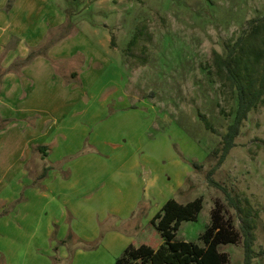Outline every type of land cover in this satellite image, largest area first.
Returning <instances> with one entry per match:
<instances>
[{"label":"rangeland","instance_id":"obj_1","mask_svg":"<svg viewBox=\"0 0 264 264\" xmlns=\"http://www.w3.org/2000/svg\"><path fill=\"white\" fill-rule=\"evenodd\" d=\"M25 14L26 31L12 34L0 51V149L13 151L17 138L54 144L67 138L74 153H62V139L60 157L53 147L42 159L33 145L25 180L39 184L33 178L46 163L53 167L47 183L63 179L77 190L68 192L70 203L56 205L53 222L45 201L62 198L61 183L45 195L21 191L7 211L0 199V264H114L128 245L163 242L154 215L167 199L186 203L196 196L202 208L181 222L176 237L204 244L201 233L218 205L238 234L218 244L228 255L223 264H244L246 211L250 264H264V98L218 163L237 93L214 63L215 52L226 55L251 29L250 18L264 15V0H26ZM3 25V34L14 31ZM34 36L28 53L62 42L49 58L54 78L51 69L33 71L30 79L22 71L37 54L28 63H19L26 52L2 65L17 41ZM256 44L263 45L259 37ZM5 69L18 75L5 78ZM253 70L258 85L264 68ZM31 102L43 108L26 110ZM64 159L78 160V174L57 168Z\"/></svg>","mask_w":264,"mask_h":264},{"label":"trees","instance_id":"obj_2","mask_svg":"<svg viewBox=\"0 0 264 264\" xmlns=\"http://www.w3.org/2000/svg\"><path fill=\"white\" fill-rule=\"evenodd\" d=\"M252 25L248 32L240 34L235 42L231 44L226 55L222 56L215 52L214 63L218 70L225 76L229 83L236 89L237 106L232 121L228 124L223 134V145L219 154L218 163L222 162L230 148L233 146L234 138L239 132L240 124L246 117L251 107L255 106L260 99H263L264 72H261L256 84V75L253 69L260 64L264 68V31L258 34V29L264 30V15L249 19ZM260 38L262 46L256 44ZM39 51H30L20 62H27ZM252 54L253 59L250 58ZM207 124V122L205 121ZM41 147V146H39ZM46 152H44L45 155ZM44 171L40 176L44 175ZM211 171V170H210ZM210 181L213 182L212 178ZM228 200L241 210L237 198L226 192ZM202 208V197L196 196L186 203H181L173 198L166 200L162 210L154 215L157 219V227L164 240L157 246L142 242L137 246H126L122 254L118 256L114 264H223L228 260L225 251L218 249L219 243L234 242L238 234L231 222L223 219L220 208L216 205L211 212V221L201 233L204 244H198L191 240L176 237V231L184 219L194 220ZM241 230L244 235V264H250L252 237V222L248 212L241 215ZM63 241L67 240L63 238Z\"/></svg>","mask_w":264,"mask_h":264},{"label":"crops","instance_id":"obj_3","mask_svg":"<svg viewBox=\"0 0 264 264\" xmlns=\"http://www.w3.org/2000/svg\"><path fill=\"white\" fill-rule=\"evenodd\" d=\"M8 0H0V25L2 24V22H5V25L1 26V28L5 29L6 28V24L11 23L12 24V29L14 30L13 32H9L6 35L3 34L0 31V51L1 49L4 47L3 44L7 42L8 38H10V36L12 34H15L18 38H19V34L20 36H22L23 32L26 31V0H15L13 5H16V7H8V5H10V3H7ZM21 2V3H20ZM19 4H21V6H19ZM49 27L51 25H48ZM38 39H36V37L34 36L33 39L32 37H30L29 39H26L25 41H22L20 39V41H17V46L16 49H9L8 50V54L1 60L2 65H5L8 68L9 63L14 59L15 56H19V57H23L26 52H27V47L29 46H36L35 44H37ZM60 43H62L61 41L58 42V44H54L46 53H42V54H37L36 56H34V58L32 59L31 62H27L28 64H26V66L24 68H22V71L24 72L26 70V76H28V79L33 78V71H35V73L39 76H41V74H44L43 69H51L54 66L53 64H51L49 62V58H54V51L56 50V48L59 47ZM28 45V46H27ZM10 52V54H9ZM28 53V52H27ZM68 55H70V53H68ZM59 57V55H57V58ZM4 60V61H3ZM51 66V68H50ZM6 68V69H7ZM5 69V74L4 77H16L18 75V72L15 71H7ZM53 69L49 70L50 72L48 73V75H52L53 77ZM40 71V72H39ZM13 75V76H10ZM54 78V77H53ZM32 91L29 90L26 93V97L31 98L32 95ZM10 108H13V106H8ZM2 108V107H1ZM43 107H39L36 104H31L28 105L26 103V110L30 109V110H38V109H42ZM3 109V108H2ZM1 139V138H0ZM18 139V144L16 147H14L15 149L13 151H9V148L5 149H0V199L2 200V202H6L5 205L1 206V210L2 211H7L9 209H11L14 206V203L18 201L19 196L18 194L21 191H29V196H32L31 194L34 193H39V194H43L45 195V190H53V188L55 187H59L57 182H53V183H47V179L49 180L50 177V172H48V170H51V173H53V167H51V165L49 164H44L43 165V169L42 171H40L37 175H35V177L33 178L34 182H37L39 184L33 185V184H28L30 182L26 183V175H27V169H26V161L28 159V151L31 150V148L33 147V145H36V148L39 150L40 153V157L43 158H48V156L50 155V153H53L51 151V149L54 147L55 152H57L56 156L60 157L61 156V151L60 148L59 150H57V144H59L60 142V146H62V139L64 141L63 144L67 145L64 149V151L62 153H74V151H71V146L68 145V140L67 138H61L60 141H58L56 144H54V142L51 141V139L48 138H43L42 140H34V138H17ZM41 146V147H39ZM44 152L45 155H44ZM72 155V154H71ZM65 159L63 161L58 162L57 164V168L60 170H65L67 169V171L65 173H70L72 175L78 174V160L76 161H69L68 163L65 164ZM47 167V169H45V173L44 175L40 176V174L44 171V168ZM48 172V174H47ZM48 177H47V176ZM39 178H42V181H39ZM67 180V179H64ZM63 179L61 180V188H57L58 190H61L62 194V198H60L59 200L57 198H55V200L50 201V200H46L45 201V205L46 203L49 204V209H48V219L50 222H53L52 220H54V217H56V212H55V208L57 204H61L64 201L66 203H70V200H72V194H68V192L71 191H75L77 190V185L73 186L70 183H65L62 184ZM59 183V184H60ZM35 184V183H34ZM73 187V188H72ZM55 189V190H57ZM66 189H71V190H66ZM8 190L9 194L5 193L4 191ZM26 195V194H25ZM24 195V196H25ZM14 198L15 201H12ZM29 199V200H28ZM26 200V206L27 204H29L31 202L30 199L32 198H28ZM11 201V203L8 204V202ZM19 204V203H18ZM59 211V210H58ZM49 223V222H48ZM51 226H49L48 224V229H45V233L48 234L51 230ZM45 236V235H44Z\"/></svg>","mask_w":264,"mask_h":264}]
</instances>
